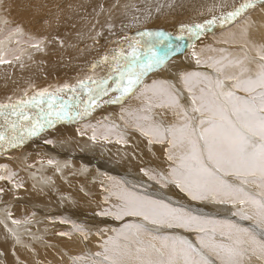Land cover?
<instances>
[{
    "label": "bare ground",
    "instance_id": "bare-ground-1",
    "mask_svg": "<svg viewBox=\"0 0 264 264\" xmlns=\"http://www.w3.org/2000/svg\"><path fill=\"white\" fill-rule=\"evenodd\" d=\"M244 2L246 0H0V105L21 98H24L21 101H29L30 94L23 88L29 82H36L38 77H49L53 73L62 76L58 79L61 84L48 92L63 88L64 79L70 83L69 89H65L69 92L82 81L81 75L105 70V66L111 65L110 60L121 53L129 55L131 45L139 42L142 46L147 39L156 40L170 34L172 37L168 42L170 47L158 51L163 62L153 66L132 93L122 96L114 91L116 85L112 83L106 94L111 98L109 103L107 99H96L88 112L83 111V106L76 108L68 118L42 124V128L47 129L41 132L36 129L34 135L29 134L33 127L26 135H19L20 126L7 134L8 144L0 145V264H93V261H102L103 256L96 253L104 252L105 242L115 239L117 231L129 224L126 223L129 218L152 225L140 218L125 216L121 228H96L104 221L110 225L121 224L115 217L102 213L115 211L120 201L113 193L123 190L152 199L173 198L174 201H165L173 207L187 202L199 205L202 218L221 222L206 226L208 234L215 235L218 243L226 242L221 236L228 231L224 223L239 226L244 221L255 225L253 220L241 219V215L254 211L250 203H217L212 198L208 199L213 200L212 204L208 200L194 202L181 192L168 171L170 165L172 169L178 163V160L168 159V144H150L149 138L136 126V117L143 115L163 127L182 123L172 109L155 107L143 112L141 109L146 107L138 108V104H145L149 99L156 101L153 93L146 91L154 82L167 86L179 97L181 107L191 114L194 105L191 104L192 93L184 87L182 77L185 74L197 72L213 81L239 76L240 67L229 66V61L243 60L241 67L248 69L241 77L245 79L255 76L258 66H264V60L259 58V53L264 52V5L257 0L254 7L244 10L234 20L222 18ZM212 19L216 22L209 24ZM196 25L203 27L196 28ZM178 38L182 39L176 41ZM105 56L107 61L103 59ZM218 68H223V74ZM75 75L78 77L74 78ZM117 75L110 72L101 79L108 82L116 80ZM24 78L29 81L21 82ZM232 83L226 81L221 91H234ZM200 87H206L205 83L195 88L196 95L200 94ZM84 90L87 91H70L67 100L88 103L89 94L80 100ZM235 94L247 97L242 91H235ZM220 103L231 111L223 97ZM34 111L39 113L28 124L36 122L41 115L40 109H30L28 113ZM13 116L11 121L17 119ZM196 116L202 119L198 113ZM1 120L3 118L0 123ZM2 125L5 121L0 127ZM174 151L177 157L182 154L180 149ZM82 161L91 167L84 168ZM67 162L69 166L63 169L65 175L59 177L58 170ZM81 170L91 173L92 182L82 180L85 172ZM73 171L81 173L69 177ZM99 171L103 173L97 177ZM45 174L49 179L44 178ZM244 189L251 196H258L261 191L251 184ZM206 202L209 207L204 206ZM218 205L221 207H216ZM226 210L237 213V222L215 217L226 214ZM87 213L93 216L86 217ZM230 213L234 217V212ZM166 229L173 230L176 238L183 235L179 228ZM191 232L194 246L199 248L197 237L204 233ZM143 236L145 245L160 246L161 240H154L153 236H161L148 232ZM125 242L121 238L120 243ZM245 264H264V259L252 256Z\"/></svg>",
    "mask_w": 264,
    "mask_h": 264
},
{
    "label": "snow or ice",
    "instance_id": "snow-or-ice-1",
    "mask_svg": "<svg viewBox=\"0 0 264 264\" xmlns=\"http://www.w3.org/2000/svg\"><path fill=\"white\" fill-rule=\"evenodd\" d=\"M258 2L264 5V0ZM256 3L257 0H246L222 18L234 20ZM215 22L212 19L208 23ZM195 27L202 28L203 25ZM131 48V53L128 56L122 55L114 66V72L118 73V78L113 81L116 85L114 91L120 92L122 96L132 93L145 74L153 66L163 62L155 51V46L141 52L137 42ZM259 58L264 60V52L259 53ZM103 59L107 61L108 57ZM243 63V60L229 61V66L240 67V75L226 76L215 81L197 72L185 74L182 77L184 87L192 93L191 104L194 105L191 114L181 107L179 97L167 86L154 82L146 91L153 93L156 102L149 99V107L141 111L150 112L152 107L172 109L182 123L179 126L163 127L149 116L143 115L136 117V126L149 138L150 144H168V159L178 160L177 166L169 174L176 187L191 200L212 198L217 203H250L254 211L241 215V219L254 221L256 227L260 228L259 239L254 230L224 223L223 227L228 231L222 232L221 236L226 242L218 243L215 235L208 234L206 226H215L221 222L202 218L192 209L183 206L173 207L162 199L156 200L123 190L113 193L120 201L115 211L105 210L102 215H111L117 220H122L125 216L137 217L158 227L166 225L168 228L204 233L197 237L199 248L186 239L176 237L153 236L154 240H161L160 246L145 245L141 237L147 233V229L139 223H129L117 231L115 239L109 238L105 242L104 252L96 253L97 256L102 255L103 260L93 261V264H216L217 261L219 264H245L246 259L250 260L252 256L264 259V66H258L259 71L255 76L241 79L248 71L241 67ZM217 71L223 74V68H218ZM87 80L91 83L80 81L78 87L87 89L88 103L63 99L60 93L69 89V85H64L54 93L47 89L37 92L27 102L0 105V117H4L15 129L17 121H7L8 114L4 109L11 108L10 115L29 120L31 118L25 112V107L39 108L41 115L29 133L34 135L36 129L43 127L41 119L50 124L53 122L51 117L68 118L74 109L81 106L86 113L95 103L97 95L107 94L111 87L106 79L88 77ZM226 81H233L231 88L234 91H221ZM201 83H205L206 87H200V94L196 95L195 88ZM76 90V86L70 88L72 92ZM235 91H242L247 97L238 96ZM221 97L229 105L230 112L220 103ZM45 103L46 109L40 107ZM197 113L202 119H197ZM4 139L5 135L0 132V141ZM177 149L182 151L178 157L174 151ZM149 178L157 179L155 176ZM249 184L261 190L258 196H251L245 191L243 186ZM212 232H215V227ZM121 238L126 242L120 243Z\"/></svg>",
    "mask_w": 264,
    "mask_h": 264
},
{
    "label": "rangeland",
    "instance_id": "rangeland-1",
    "mask_svg": "<svg viewBox=\"0 0 264 264\" xmlns=\"http://www.w3.org/2000/svg\"><path fill=\"white\" fill-rule=\"evenodd\" d=\"M107 13V12H106ZM109 13H107V15H108ZM231 22H228V24H230ZM227 23L225 24V25H228ZM215 31V34H216V32H218L216 29L214 30ZM202 32H204V31H202ZM169 34H170V32H168ZM167 35V34H166ZM25 35H22V37H24ZM21 37V36H20ZM167 38V39H163V38ZM165 37H161V38H159V39H153L152 38V40L151 39H147V41L146 42H144L143 43V45H144V47H143V45L142 46H139L140 47V51L141 52H145V51H147L148 49H147V47L148 46H150V47H148V48H153V46H157V47H155V51L157 52V53H159V52H161L163 49H166V48H168V47H170V45L171 44H169L168 42H170L171 40H172V37H171V34L170 35H167V36H165ZM169 37H171V39L169 40ZM183 38V37H182ZM182 38H178L176 41H178V40H181ZM129 39H131V38H129ZM167 40V42H165ZM128 43H129V45H131V43H130V41H128ZM153 43H155V44H153ZM161 43H163V44H161ZM174 43V42H173ZM150 44V45H149ZM159 44V45H158ZM166 44V45H165ZM167 44H168V46H167ZM147 45V46H146ZM178 45H180L179 43H178ZM144 48V49H143ZM163 48V49H162ZM190 49V47H188L187 48V50H189ZM159 51V52H158ZM128 56V54H127V52L126 53H121L120 55H118V56H116V58L115 59H112V60H110L111 61V65L108 67H106L105 66V70H100L99 72L98 71H96L95 72V74H92V73H87V74H84V75H81V80L82 81H85L86 83H91L90 81H88L87 80V78L88 77H92L93 79H101V78H105V77H107V76H105V75H107V74H110V72H112V73H116V72H114V66H115V64H116V60L117 59H120L121 58V56ZM169 58V56L168 57H166V59L165 60H167ZM122 62V61H121ZM93 71H95V70H93ZM102 75H104V77H100V76H102ZM118 76V75H117ZM62 76H57L55 73H53V74H51L49 77H38V79L36 80V82H33V83H31V82H29V85H26L23 89H25V91H27L30 95L29 96H27L28 97V99L29 100H31V97L32 96H34V94H35V92L36 91H43V90H45V89H50L51 87L52 88H56L57 87V84H61V83H59V81H58V79L59 78H61ZM78 77V75H75L74 76V78H77ZM113 77V76H112ZM67 78V77H66ZM25 81H29L27 78H24V79H21V82H24L25 83ZM76 81H78V79H76ZM113 81L114 80H110V81H108L107 83H108V85H110V86H113L112 85V83H113ZM63 82H65V83H63V85H68V84H70L69 83V81H65V79H64V81ZM79 83L80 82H78L77 83V92L78 91H80L81 89L78 87V85H79ZM114 84V83H113ZM38 86V87H37ZM43 86V87H42ZM37 87V88H36ZM42 87V88H41ZM41 88V89H40ZM95 88V87H94ZM40 89V90H39ZM30 91V92H29ZM68 93H70V91L68 92V90H65L63 93H61L60 95L63 97V99H65V100H67V94ZM84 93H86V94H84ZM111 96H113L114 94H110ZM64 96H66V97H64ZM85 96H88V92L87 91H85L84 90V92L82 93V95H81V98H80V100H84V97ZM100 98H102V99H107V103H109V102H111V98H109V96H107L106 97V94H103V93H100V95L98 94L97 95V99H100ZM151 98H153L152 97V95H151ZM21 99H24V98H21ZM21 99L20 100H18V101H13V102H10V103H7V104H5V106H8V105H12V104H15V103H17V102H19V101H21ZM153 101V103H155L156 101H154V100H152ZM26 102V101H25ZM113 105H115L114 103H113ZM117 106V105H116ZM142 106H144V107H149V101L148 102H146L145 104H138V108H140V107H142ZM40 107H47V104L45 103V104H43V105H41ZM25 108H27V107H25ZM101 108H103V106L101 107ZM100 108V109H101ZM155 107H152V109L151 110H153ZM30 109H39V108H32V107H30L29 108V110ZM100 109H96V110H100ZM104 109V108H103ZM5 111H6V113L8 114L7 115V121H11L10 119H11V117H12V115H10V113H11V108H6V109H4ZM26 110V112H27V115L31 118V119H29V120H23V119H19L18 117H17V119H19V120H17V119H13L12 121H17L18 123H16V124H18L16 127H15V129L16 128H18L19 126V129L17 130L18 131V134L19 135H26L28 132L27 131H29L28 129H32V127H33V125L37 122H34V123H32V124H28V122L30 121V120H32L33 118H34V116H35V114H37V113H39L38 111H34V113H28V109H25ZM28 110V111H27ZM139 112V111H138ZM139 114H141V112H139ZM14 117V116H13ZM117 117H119V114H118V116ZM131 118H133V115H131L130 116ZM1 118H3V120H1V123L2 122H4L5 121V125H2L1 127H0V132H2L4 135H5V139L4 140H2V141H0V145L2 144V143H4L5 144V146H6V144H8V142H9V139H10V137L8 136L7 137V134H9L10 135V133L14 130L13 128H12V126H11V124L9 123V122H6V120H5V118L4 117H0V119ZM15 118V117H14ZM51 119L53 120V122L52 123H56V120L57 119H55V117H51ZM119 119H120V117H119ZM42 120V119H41ZM40 120V123L41 124H46V123H44V120H42L41 121ZM121 120V119H120ZM0 123V124H1ZM51 124V123H50ZM29 125H31V126H29ZM12 128V129H11ZM11 129V130H10ZM45 129H47V128H39V129H37L38 130V132H41V131H44ZM33 130V129H32ZM20 132H22V133H20ZM92 132V131H91ZM3 146V145H2ZM1 146V147H2ZM18 150V149H17ZM4 152H9V151H4ZM83 162V164H84V168H86V167H91V165H88V164H86V162L85 161H82ZM55 166H57V164H55ZM69 166V163L67 162V164H66V166H64V167H61L59 170H58V173H59V177H63L64 175H65V173H66V171H64L63 169L65 168V167H68ZM94 167H95V165H93ZM170 169H171V165L169 166V169H168V171L170 172ZM70 170V169H69ZM84 170H81V172H83ZM45 173H46V171H44ZM80 172V173H81ZM85 173H84V178L82 179V180H85V181H88V183H90V182H92V176H91V173H89V172H87V171H84ZM79 172H75V171H73V172H71V173H69V177H75V176H78L79 174H80ZM102 173H103V171H99V173L97 174V177L98 176H100V175H102ZM69 177H67L66 179H68ZM44 178H46V179H49V175L47 174H45V176H44ZM245 187V186H244ZM249 187V186H248ZM246 188H247V186H246ZM160 190H162V189H160ZM248 190H249V188H248ZM250 191H251V188H250ZM56 192L58 193L59 192V190H56ZM253 193H257V192H255V190L254 191H252ZM162 198H164V199H167V200H163ZM162 198H157L156 200H163L164 202L165 201H174V199L173 198H167V197H162ZM195 202V201H194ZM199 202H202V201H199ZM207 202H209L210 204H212V202H213V200H208ZM205 203V205L204 206H206V207H209V205H208V203ZM177 206H183L184 208H186V209H192L194 212H196V213H198L200 216H202L201 215V213H200V211H198L199 209H200V206L199 205H192L190 202H187V203H178L177 204ZM177 206H174V207H177ZM216 207H218V208H220L221 206L220 205H218V206H216ZM229 209V207L228 206H225V209ZM227 209V210H228ZM211 210H215V209H211ZM216 210H218V209H216ZM226 210V214H224V215H221V216H215V217H217V218H220V217H222V218H224V219H228V220H232L233 219V221L235 220L236 221V215H234L233 214V212L234 213H236L235 211H232V210H230V212H232V214L234 215V217H231V213L229 212V211H227ZM219 211V210H218ZM238 214H240V213H238ZM95 215V214H94ZM241 215V214H240ZM91 216H93V215H90V213H87V216L86 217H91ZM96 216H97V214H96ZM114 217V216H113ZM116 219V218H115ZM117 220V219H116ZM118 222H121V221H124V219H122V220H117ZM241 221V220H240ZM240 221H238V223L240 222ZM237 222V221H236ZM126 223H139V224H141L144 228H146L147 229V232L148 233H150V234H152V235H158V236H161V237H174L175 235H177L173 230H169V229H166L167 228V226L165 225V226H163V227H158V226H155V225H144L143 223H141L140 221H136V220H132L131 218H129L128 219V221H126ZM124 225V222H121V224H113V225H110V224H107L106 223V221H104V222H99L98 223V225L96 226V228L98 229V230H100V229H104V228H107L108 226H112V227H116V228H121V226H123ZM245 225V226H244ZM239 226H241L242 228H250L251 230H254L255 232H256V234H257V236L259 235V233H260V228L258 229V227H256V225H254V224H252V223H246V222H244V221H242V222H240L239 223ZM253 227V228H252ZM178 229V228H177ZM87 230H89V229H87ZM93 230H95V229H93ZM98 230H95V231H97V232H100V231H98ZM90 231V230H89ZM133 232H135V230L133 229L132 230ZM179 231L180 232H182L183 233V235H181L180 237L181 238H183V239H186V240H188L190 243H192L193 245H195L194 244V238L192 237V236H194L193 235V232H191V231H186L185 229H183V228H179ZM174 234V235H171V236H169V234ZM141 239H145V237L144 236H142L141 237ZM258 239H259V236H258ZM216 242H218L217 240H216ZM147 243H148V241H147ZM152 244H154V243H152ZM156 247H158L156 244H154ZM217 263L219 264V262L217 261ZM216 263V264H217Z\"/></svg>",
    "mask_w": 264,
    "mask_h": 264
}]
</instances>
